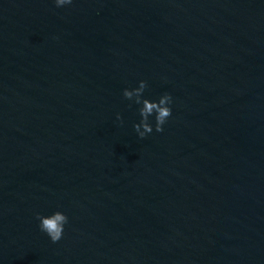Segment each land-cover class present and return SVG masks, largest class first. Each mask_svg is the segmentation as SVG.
I'll return each instance as SVG.
<instances>
[{
	"label": "water",
	"instance_id": "water-1",
	"mask_svg": "<svg viewBox=\"0 0 264 264\" xmlns=\"http://www.w3.org/2000/svg\"><path fill=\"white\" fill-rule=\"evenodd\" d=\"M0 264H264V0H0Z\"/></svg>",
	"mask_w": 264,
	"mask_h": 264
},
{
	"label": "clouds",
	"instance_id": "clouds-1",
	"mask_svg": "<svg viewBox=\"0 0 264 264\" xmlns=\"http://www.w3.org/2000/svg\"><path fill=\"white\" fill-rule=\"evenodd\" d=\"M57 7L69 5L72 0H54ZM147 82L141 80L139 86L134 89H124L123 96L128 100L135 101L136 104L142 105L139 109L140 122L134 125L135 132L143 139L146 135L153 132V126L149 122V117L155 115V131L162 132L163 125L167 122L168 118L172 115L170 105L172 104V97L169 94H164L158 101H151L143 98V93L147 88ZM117 119L121 120L119 114ZM40 223L39 228L44 232L53 243L62 239L64 233V226L68 223V217L61 211H56L49 216H43L37 213L36 217Z\"/></svg>",
	"mask_w": 264,
	"mask_h": 264
}]
</instances>
